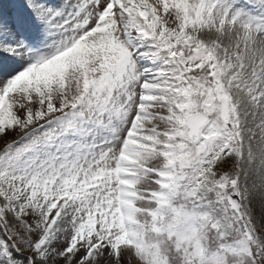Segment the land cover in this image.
I'll return each mask as SVG.
<instances>
[{
  "label": "snow or ice",
  "instance_id": "1",
  "mask_svg": "<svg viewBox=\"0 0 264 264\" xmlns=\"http://www.w3.org/2000/svg\"><path fill=\"white\" fill-rule=\"evenodd\" d=\"M0 264H264V0H0Z\"/></svg>",
  "mask_w": 264,
  "mask_h": 264
}]
</instances>
